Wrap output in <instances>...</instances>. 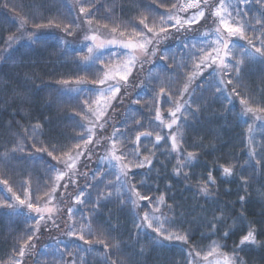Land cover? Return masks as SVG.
Masks as SVG:
<instances>
[{
    "label": "snow or ice",
    "instance_id": "1",
    "mask_svg": "<svg viewBox=\"0 0 264 264\" xmlns=\"http://www.w3.org/2000/svg\"><path fill=\"white\" fill-rule=\"evenodd\" d=\"M153 3L156 4V8L144 7L138 16V24L132 21L116 23L111 19L114 11L99 5V0H76L78 13L72 19L65 18L60 22L49 20L47 25L32 21L36 29L49 25L62 27L66 37L74 35L73 29L84 30V26L87 25L80 49L86 48L87 55L81 56L79 62L83 63L84 70L92 75L90 79L78 76L75 80L57 81L62 87L73 84L78 86L75 89H65L77 93L76 99L82 106L78 105L74 115L86 121L77 122L76 126L81 131L74 142L53 139L44 142L45 126L38 122L30 129H23L22 133L17 131L12 134L10 127L8 137L0 144V148L3 149L0 152V163L4 164L5 169L16 158V152L28 151L30 158L42 161L46 173L45 180L37 181L35 192L32 190L31 181L28 180L21 185L25 198L22 199L21 196L13 193L17 204L0 201V207L8 208L15 215H24L26 222H31V227L21 238L22 243L18 247H13L7 264H26L29 258L37 264L32 255L37 247L34 241H39L43 231L51 233L53 229L73 243H64L59 237H55L51 244H45L43 253L45 257H51V264H88L85 257L97 251L95 244L103 245L104 264H121L118 259V246L104 238L110 236V233L98 229L94 234L93 222L85 212L97 214L106 206L102 201H110L113 191L124 193L125 189L127 195H122L119 201L122 205L139 207L140 205L137 204L139 200L147 202L143 207H151V211H145L142 216L137 214L134 218L133 226L137 232L142 228L150 229L155 233L151 238L153 242L177 241L189 244L190 238L187 234L181 235L178 230L170 231L169 229L174 226L173 223H169L167 217L161 220L156 215L160 213V216H164L160 208V205L165 204L164 197L160 196L157 200H153L147 192L141 194L136 184L132 182L136 176L133 169L145 167L152 169V158L155 153L149 150L148 154H144L142 148L146 149L147 145L141 144V138L152 137L153 131H138L137 128L129 130V123L143 127V120H154L159 122V125H165L161 110V102H163L170 117L166 127L170 130L168 136L172 151H179L176 134L179 128L176 132L171 130L174 125L180 123L187 125L190 119L196 118V113L200 111V98L195 96L191 85L194 79L202 76L207 69H212L208 73L211 80L209 87H214L219 94H226L228 103H231L233 95L239 97L243 110L238 115L251 113L257 119H261L257 113H264V96L257 101L251 95H246L243 81L244 69L248 63L264 64V0H174L170 6L165 0H153ZM162 7L165 11H158ZM101 9H104V18L108 20V23H104L102 27L110 34L104 39H100L103 33L93 27L94 19L99 23L100 17L97 14ZM181 13L187 14L181 15ZM28 22L27 19L21 20L20 27L23 28ZM197 25L199 27H196ZM24 36V32L19 36H9L4 41L5 48L0 58L6 60V54L11 50L12 45ZM27 39L34 44L40 42L35 32L28 33ZM197 39L200 40L199 43L196 42ZM62 42L66 43L63 40ZM162 44L165 47H161ZM177 44L180 47L174 51L173 46ZM113 61L120 63L113 67ZM158 62H163L161 69L163 76L153 78L150 69L147 80L138 78L146 64L155 66ZM189 66L193 69L190 75L184 72ZM203 84L204 82H201L198 87H203ZM130 89L147 90L150 93L149 111L154 112V115L146 118L139 109L129 108L128 111L132 113L131 118L126 112L125 119L117 126L111 123L114 116L109 110L114 113L116 108L124 103ZM140 103L141 99L137 92L131 104ZM106 125L113 128L112 134L107 137L103 135ZM248 131L249 133L253 131L251 125ZM132 132H138L134 139ZM163 139L165 137L156 132L155 144H159ZM248 139L252 144L255 143L254 136L249 135ZM29 140H31L30 148L21 147L20 141L27 144ZM102 141L105 142L102 144ZM99 148L103 149L104 154L98 156L97 167L92 169L89 166L93 162V156L98 155ZM37 153L42 155L36 157ZM45 155L51 160L44 159ZM182 155L181 153V156L177 157L175 170L177 175H180V170L185 164L195 159L194 153L188 152L187 161L181 164ZM249 157L256 167L264 169V147L260 154L256 153L255 148H250ZM53 161L55 163H52ZM256 167H253L254 174ZM89 171L92 173L91 183L87 182ZM222 171L226 177L233 175L232 167L222 166ZM184 175L187 176V173ZM80 177H85L83 184ZM208 182L213 185L216 183L211 171L208 172ZM140 183L143 184V181ZM242 183L247 188L248 178L243 177ZM0 184H3L8 192H12L7 178L0 179ZM41 190L43 196L37 195L36 193ZM202 191L207 194L208 188L205 187ZM245 198L242 195L239 200L243 202ZM41 199L44 201L43 204L40 203ZM61 205L66 206L64 213L67 216L66 220L60 215ZM166 207L170 211L172 205ZM22 209H27V212H22ZM165 224H168L167 228ZM216 226V222L210 224L213 230ZM223 235L227 237L229 233L224 232ZM158 237L160 239L157 241ZM80 242L88 247H81ZM248 244H257L255 230L251 228L240 238L236 248L243 250ZM112 248H116V251L110 252ZM214 251L215 248L203 256L208 264H213V261L208 260V256ZM233 251L235 253V249ZM200 254V251L190 248L187 252L188 264H197L196 257ZM44 264H49L47 259L44 260ZM216 264L220 262L217 261ZM223 264H244V262L238 255L232 257L225 255Z\"/></svg>",
    "mask_w": 264,
    "mask_h": 264
},
{
    "label": "trees",
    "instance_id": "2",
    "mask_svg": "<svg viewBox=\"0 0 264 264\" xmlns=\"http://www.w3.org/2000/svg\"><path fill=\"white\" fill-rule=\"evenodd\" d=\"M171 2L174 0H165L169 6ZM99 5L114 11V15L111 13L109 15L118 24L128 21L138 24V16L144 7L156 8L153 0H99ZM158 11L163 12L165 9L162 7ZM97 15L100 20L97 23L94 19L93 27L103 29L102 25L108 23L104 18V9H101ZM75 16L65 0H0V55H3L4 41L9 36L25 33L24 38L14 43L7 52V59L0 58V144L8 137L10 127L12 134L17 131L22 133L23 129H30L38 122L45 126L44 142L53 139L71 143L78 138L81 130L76 126L77 122H86L82 121L80 116L74 115L80 101L76 99L77 95L65 91V86L62 87L57 81L75 80L78 76L90 79L92 74L85 71V65L79 62L80 57L85 54L65 48L52 39V36L72 38L65 36L62 27L49 25L36 29L32 23L34 20L35 23L47 25L49 20L60 22ZM25 19L29 22L21 28V20ZM209 25H211L210 20ZM75 30L77 28L73 29ZM31 32L36 33L39 43L34 44L27 39V34ZM55 32L58 35H55ZM82 37L80 35L77 39L82 41ZM161 47L165 45L162 44ZM179 47L178 44L174 45L173 50ZM162 68L163 62H158L155 66L146 64L138 78L147 80L150 69L153 78L163 76ZM192 70L189 66L184 72L190 75ZM205 76H200L191 85L195 96L200 98V111L196 113V118L190 119L187 125L180 123L171 130L175 132L174 130L179 128L177 132L180 133L179 151L183 154L181 164L187 161L188 152L195 155L193 161L181 168L180 175H177L175 170L177 157L181 155L179 151H172L168 136L170 130L166 127L170 117L163 102H161V110L165 125H159V122L154 120H143V127L131 123L128 125L129 130L137 128L138 131H153L152 137L141 138V144L147 145L146 149L142 148L144 154H148L149 150L155 153L152 158V169L149 170L147 167L133 169L136 176L132 182L136 184L141 194L147 192L153 200H157L160 196L164 197V216L161 220L167 217L169 223L174 225L169 229L170 231L178 230L181 235L187 234L190 238L189 244L153 242L151 238L155 233L150 229H146V232L140 229L137 232L133 220L137 214L142 216L148 208L143 207L145 201L139 200L137 201L139 207L122 205L119 201L122 195H127L126 193L114 195L112 192L110 201H102L106 206L95 215L85 212L93 222L94 234L98 229L110 233V236L104 238L118 246V259L121 264H188L187 252L190 248L204 254L213 245H217L228 257L238 255L244 264H264V247L261 246L264 245V169L256 167L249 157L250 148H255L257 154L261 153L264 147V139H262L264 134L255 141V147H252L248 139V127L249 125L253 127L254 119H251L253 115L251 113L238 115L243 110L239 97L233 95L231 103H228L226 94H219L214 87L205 84L208 74L206 73ZM201 82H204L203 87H198ZM243 86L245 94L251 95L257 101L264 96V64L251 62L246 65ZM137 92L141 103L131 104ZM149 96L147 90L130 89L124 103L119 105L114 113L109 110L114 116L111 123L119 126L125 119L126 112L131 118L132 113L128 111L129 108L139 109L146 118L154 115V112L149 111L151 108ZM260 114L264 115V113ZM112 132L113 128L106 125L103 135L107 137ZM156 132L165 137L159 144H155ZM136 134L138 132H132L133 139ZM20 143L21 147H31V140L27 144L23 141ZM2 151L3 149L0 148V152ZM103 154V149L99 148L98 155L93 156V162L89 167L96 168L98 156ZM35 155L39 157L42 154ZM15 157L6 169L4 164L0 163V179L7 178L8 186L12 188L11 193L5 186V191L0 190V201L5 203L17 204L13 193L21 196L22 199L25 198V192L21 189L25 181H31L32 190L35 192L37 181L46 179L42 161L30 158L28 151H18ZM44 159L51 160L46 155ZM81 160L83 161V158ZM222 166L232 167L233 175L226 177ZM253 167H256L255 174ZM209 171L216 180L214 185L208 182ZM185 173L187 176L184 175ZM91 176L92 173L89 171L87 176L89 183L92 182ZM243 177L249 180L247 188L243 186ZM80 181L83 184L85 177H80ZM141 181L143 184L140 183ZM205 187L208 188L207 194L202 191ZM36 194L43 196V190ZM242 195L246 197L243 202L239 200ZM43 202L41 199L40 203ZM167 205H172L170 211ZM9 211L8 208L0 207V264H7L13 247H18L22 243L21 238L31 227V222H26L25 216H13ZM24 212L26 213L27 210ZM64 213L66 206L61 205L60 215L66 220L67 216ZM212 222H216L215 230L210 228ZM164 226L167 228L168 224ZM250 228L255 230L257 244L245 245L243 250L236 248L240 238ZM224 232H228L229 235L225 237ZM55 237H59L64 243H73L55 229L51 233L43 231L39 241H34L37 247L32 255L37 264H44L45 259L51 264V257L44 256L43 248L45 244H51ZM93 238L95 239V236ZM80 243L81 247H88ZM94 246L97 251L85 257L88 264H104L103 245ZM109 251L114 252L116 248ZM26 264H34L33 259H27Z\"/></svg>",
    "mask_w": 264,
    "mask_h": 264
},
{
    "label": "rangeland",
    "instance_id": "3",
    "mask_svg": "<svg viewBox=\"0 0 264 264\" xmlns=\"http://www.w3.org/2000/svg\"><path fill=\"white\" fill-rule=\"evenodd\" d=\"M67 2V4L69 5V7L71 8V10L77 15L78 13V8L76 7V0H65ZM189 11H194V10H189ZM187 13H181V15H186ZM87 30V25L84 26V30H81L80 28H77V30L74 31V35H72V38L70 39H66L64 37H57V36H52V39L55 40L57 43H59L60 45H62L63 47L65 48H68V49H75L76 51H78L79 53H84L85 55H87V49H83V50H80L81 49V39L80 41L77 39L78 36H84V31ZM99 32L100 33H103V35L100 36V39H104L106 38L107 36H109L110 34L104 30V29H101V28H98ZM55 35H58L57 32H55ZM77 39V40H76ZM63 41H66V43L62 42ZM82 41H83V37H82ZM197 43H199L200 41L197 40L196 41ZM242 43V42H241ZM120 63V61H113V67H116L118 64ZM212 69H207L204 74L202 75L203 77H206L205 74L211 72ZM215 75V74H214ZM200 76H197L193 83L195 82V80H197V78H199ZM192 83V84H193ZM211 83V80L208 76L207 80H205V84L208 86L209 84ZM76 87H78L77 85H68V86H65V88H73L75 89ZM69 92V91H67ZM69 93L73 94V95H77V93L75 91H70ZM258 116L261 117V119H257L256 116H253L251 119L254 121L253 123V131L251 133H249V135L251 136H254L255 137V141H257V139L264 134V115L263 114H260V113H257ZM173 127H176V125H174ZM176 132V130H174ZM177 139H179L180 137V133H177ZM251 146L252 147H255V143L252 144L251 143ZM178 149H179V142H178ZM180 150V149H179ZM179 154L181 155V152L179 151ZM55 163V162H54ZM4 185L0 184V190H4ZM111 188V187H110ZM5 191V190H4ZM127 194V191L125 189V192ZM59 195V193H57ZM113 194L114 195H117V194H121L120 192H117V191H113ZM147 203V202H146ZM13 204V203H12ZM15 205V204H14ZM160 208H161V211L163 212V205H160ZM24 210H27V209H22V212H24ZM147 211H151V207L148 208ZM136 212V211H135ZM9 213H11L13 216H18V215H15L14 213H12L11 211H9ZM144 213V212H143ZM142 213V215H143ZM157 216L160 217V219H162V216H160V213H156ZM19 216H24V215H19ZM142 232H146V229H141ZM159 237L157 238V241H158ZM164 242H167V243H170L168 241H164ZM177 241H173L171 243H175ZM178 243H181V242H178ZM213 248H215V251L213 252L212 255L208 256V260H211L213 261V264H216L217 261L220 262V264H223V259H224V254L221 252V250L219 249V247L217 245H213L211 246L204 254H200V256L196 257V261H197V264H208V262L206 260L203 259V256L206 255L208 252L212 251ZM195 255V254H194Z\"/></svg>",
    "mask_w": 264,
    "mask_h": 264
}]
</instances>
